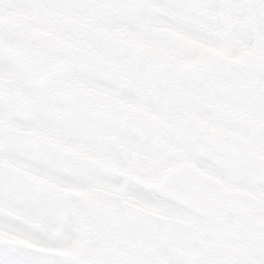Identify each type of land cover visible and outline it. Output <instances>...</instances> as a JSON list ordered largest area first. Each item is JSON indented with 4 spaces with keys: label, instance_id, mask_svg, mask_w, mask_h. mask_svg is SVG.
<instances>
[{
    "label": "snow or ice",
    "instance_id": "obj_1",
    "mask_svg": "<svg viewBox=\"0 0 264 264\" xmlns=\"http://www.w3.org/2000/svg\"><path fill=\"white\" fill-rule=\"evenodd\" d=\"M0 264H264V0H0Z\"/></svg>",
    "mask_w": 264,
    "mask_h": 264
}]
</instances>
